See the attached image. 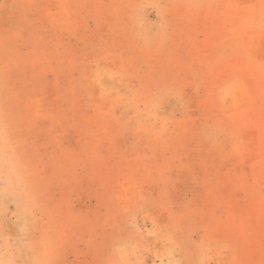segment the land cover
<instances>
[{
  "label": "rangeland",
  "instance_id": "374dc122",
  "mask_svg": "<svg viewBox=\"0 0 264 264\" xmlns=\"http://www.w3.org/2000/svg\"><path fill=\"white\" fill-rule=\"evenodd\" d=\"M0 264H264V0H0Z\"/></svg>",
  "mask_w": 264,
  "mask_h": 264
}]
</instances>
